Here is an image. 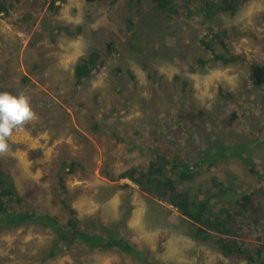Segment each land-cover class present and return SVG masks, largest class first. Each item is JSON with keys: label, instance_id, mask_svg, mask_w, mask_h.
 Wrapping results in <instances>:
<instances>
[{"label": "rangeland", "instance_id": "374dc122", "mask_svg": "<svg viewBox=\"0 0 264 264\" xmlns=\"http://www.w3.org/2000/svg\"><path fill=\"white\" fill-rule=\"evenodd\" d=\"M47 1L19 0L0 14V91L27 94L35 112L13 131L0 163L22 198L16 210L39 215L19 220L0 214V264H244L224 258L212 240H194L191 223L174 207L127 179H112L147 165L153 139L178 100L177 76L186 82L187 103L206 112L202 126L213 129L206 130L203 146L227 155L190 184L200 187L215 176L231 182L234 192L258 185L248 165L264 166V90L258 96L254 80L264 69V0H247L233 15L205 23L158 12L150 0H65L56 14ZM61 23L79 30H59ZM207 28L224 29L240 59L207 61L209 52L198 42ZM111 36L117 37L111 57L76 84L75 64ZM146 67L161 75L156 86ZM231 111L236 118L225 126ZM62 198L75 208L82 230L115 234L140 256L84 241L46 259L54 232L40 218L48 213L64 222L69 215Z\"/></svg>", "mask_w": 264, "mask_h": 264}, {"label": "trees", "instance_id": "16d2710c", "mask_svg": "<svg viewBox=\"0 0 264 264\" xmlns=\"http://www.w3.org/2000/svg\"><path fill=\"white\" fill-rule=\"evenodd\" d=\"M19 0H0V14L7 15ZM94 2L96 0H85ZM135 3L141 0H131ZM156 11L191 19L199 18L201 23L213 20L220 14L233 15L247 0H150ZM65 0H48L47 9L56 14ZM58 29L79 30L72 23L58 24ZM224 29L213 30L207 28L199 38L200 46L209 52L207 61L233 62L240 56L233 54L226 40ZM117 37L105 42L101 50L92 49L81 57L74 66L75 83L79 84L84 78L99 71L115 50ZM217 48L223 52L217 51ZM204 63V59H200ZM145 67V65H144ZM118 68L113 73L117 74ZM150 83L156 86L161 75L152 68L146 67ZM131 80L134 75L128 71ZM264 69L258 74L255 72L254 80L259 85L261 95L263 88ZM175 86L178 100H173L172 111L162 122L160 136L153 139L150 150V159L143 167L131 166L119 172L112 180L127 179L150 197L160 200L172 207L191 223L193 232L190 235L194 240L206 243L212 240L217 252L229 261H243L244 264H264V166L260 169L249 160V171L255 174L258 185L250 191L234 192L231 182L218 180L211 176L209 183L195 187L191 182L198 178L203 170H208L219 160L227 157L218 151H212V145L203 146L208 140L205 122L206 112L187 103L184 97L186 82L175 76ZM27 80L23 76V82ZM260 94V95H259ZM236 118L231 111L223 118L225 126H230ZM212 131V127L210 128ZM238 155L237 151L234 153ZM247 160V159H246ZM69 173L74 171L70 164ZM67 173V172H66ZM62 192L66 188L63 177L58 179ZM229 183V184H226ZM129 187V184H122ZM60 192V193H62ZM22 198L9 172L0 163V214H8L19 220L39 219L34 210L17 211L16 207ZM67 219L63 222L58 216L43 213L45 226H50L54 232L52 249L46 259L63 251L64 247L76 242L89 241L99 247H116L127 255L139 253L134 245L127 240L111 234L110 236L91 234L79 226V217L68 199L62 198ZM9 222V221H8ZM7 222V223H8Z\"/></svg>", "mask_w": 264, "mask_h": 264}, {"label": "clouds", "instance_id": "9594fccd", "mask_svg": "<svg viewBox=\"0 0 264 264\" xmlns=\"http://www.w3.org/2000/svg\"><path fill=\"white\" fill-rule=\"evenodd\" d=\"M35 118L30 97L24 93L0 91V154L9 151L13 131Z\"/></svg>", "mask_w": 264, "mask_h": 264}]
</instances>
